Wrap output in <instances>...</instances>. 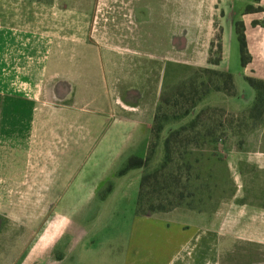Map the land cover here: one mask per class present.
Segmentation results:
<instances>
[{
    "label": "crops",
    "instance_id": "1",
    "mask_svg": "<svg viewBox=\"0 0 264 264\" xmlns=\"http://www.w3.org/2000/svg\"><path fill=\"white\" fill-rule=\"evenodd\" d=\"M91 2L0 1V264H264V103L252 115L247 82H264V0L227 31L212 0H134V39L124 24L114 46L91 41ZM214 28L234 85L215 106L247 112L245 137L215 143L193 206L137 214L142 170L118 172L146 157L174 71L210 65Z\"/></svg>",
    "mask_w": 264,
    "mask_h": 264
},
{
    "label": "rangeland",
    "instance_id": "2",
    "mask_svg": "<svg viewBox=\"0 0 264 264\" xmlns=\"http://www.w3.org/2000/svg\"><path fill=\"white\" fill-rule=\"evenodd\" d=\"M212 1L210 10L214 12L215 6L216 18H219L221 12L224 14V30L227 31L226 20L230 19V14L239 12L238 10L243 7L245 0H228L229 2L217 0L215 4L214 0ZM133 3L134 0H92L89 5V13L93 20L91 41L109 46L118 45L122 39L120 34L124 24L128 40L131 38L133 40L135 29ZM252 10L261 12L257 6L246 8L245 12ZM180 12L185 18L193 17H189L193 11L186 5L182 6ZM238 24L236 30L241 34L243 26ZM228 29L231 28L228 26ZM215 30L214 28V36L210 45V65L206 68L191 69L189 74L184 75L176 69L174 71L175 77H173L175 83L165 87L162 92L156 109L157 119L154 121V126L167 124L159 135L152 167H157L161 163L164 154V140L171 133L177 132L181 128L184 131L170 139V163L167 168L163 171L159 170L154 180H150L149 184L143 187L140 198L141 211L145 212L150 208L167 209L179 203H193L190 194L196 192L199 195L200 189L206 188L204 177L208 170L207 160L202 156L199 165L197 163L200 172L198 168L194 170V168L189 167L191 161L193 162L197 158L196 151H199L197 149L203 153H208L216 149L214 146L216 141L245 137L247 120L245 111L232 114L215 106V103H219L215 95V87L223 88V94L226 96L230 93L227 77L217 75L214 70V63L219 60L218 47L220 49V29ZM184 41L182 37L181 40L175 41V45L181 49L184 46ZM233 47L236 49L235 41H233ZM235 55L236 53L229 48L224 61L226 66L231 67L233 65L234 60H236ZM109 105L111 117H113L118 111L117 103L111 99ZM196 147L198 148L196 149ZM189 154L193 155L189 157ZM178 194L182 195V200L178 201ZM197 199L198 196L194 200L195 203ZM161 224L167 227L166 223ZM158 227L163 229L160 224Z\"/></svg>",
    "mask_w": 264,
    "mask_h": 264
},
{
    "label": "trees",
    "instance_id": "3",
    "mask_svg": "<svg viewBox=\"0 0 264 264\" xmlns=\"http://www.w3.org/2000/svg\"><path fill=\"white\" fill-rule=\"evenodd\" d=\"M237 26H239V24H236V29H237ZM237 31V30H236ZM238 34V39H239V43H240V54H241V63L242 65H245L246 62H247V53H246V48H245V41H244V38H243V34L241 32V34ZM219 47H218V53L217 55L219 56ZM217 62V61H216ZM215 62V63H216ZM214 63V64H215ZM217 75L219 76H222V75H225L228 79V83L230 84V93L227 94V96H232L234 94V85H233V81H232V77L230 74H227V73H221V72H215ZM247 82L249 83V85L254 88L257 92H258V95H257V98H256V102L254 104V106L252 107L251 109V113L253 115V113H256V111L259 113V111L261 110L262 106H263V103H264V82H260V81H257V80H254V79H247ZM216 91H219V92H224L223 88H218V87H215V92ZM246 115H247V112L245 111ZM157 119L156 117V114L154 116V120H153V124H152V127H151V138H150V142H149V145H148V150H147V155L145 158H138V157H130L125 166L118 172V175H123L125 174L126 172H128L129 170H132V169H141L142 170V177H141V183H140V190H139V195H138V200H137V204H136V213L137 214H140V215H144V216H147V215H150L152 213H157V212H166V211H170L174 208H178V207H191L194 205L195 203V198L199 195H197V193H191L190 194V199H192L193 203H186V204H178L176 206H173L171 208H167V209H164V208H150L148 211H141L140 210V198L142 196V189L145 185L149 184L150 180H154V178L156 177L157 173L159 170L163 171L167 168V166L169 165L170 163V155H169V142H170V139L174 136V135H177L178 133H180L181 131H184L183 128H181L179 131L177 132H173L169 135V137H167L165 140H164V154H163V158L161 160V163L157 166V167H152V163H153V159H154V156L156 155V147L158 145V140H159V135L161 134V131L163 129V127L167 124H160L158 127H155L154 126V121ZM153 137V138H152ZM153 139V140H152ZM217 142V141H216ZM198 147H196L197 149ZM199 151H196V156L197 158L191 163L189 164V167H192L195 169L198 168L199 172H200V168L198 167L199 165V162L201 160V158H205L207 160V162L214 156V151L212 152H208V153H203L200 151V149H197ZM193 154H189L188 156H192ZM202 156V157H201ZM198 163V165H197ZM202 187V185H201ZM208 187L206 186V189ZM201 190V189H200ZM182 194V193H181ZM181 194H178L177 198H178V201L179 200H182L181 197L182 195ZM197 202H198V199H197Z\"/></svg>",
    "mask_w": 264,
    "mask_h": 264
},
{
    "label": "built area",
    "instance_id": "4",
    "mask_svg": "<svg viewBox=\"0 0 264 264\" xmlns=\"http://www.w3.org/2000/svg\"><path fill=\"white\" fill-rule=\"evenodd\" d=\"M1 1V0H0Z\"/></svg>",
    "mask_w": 264,
    "mask_h": 264
}]
</instances>
